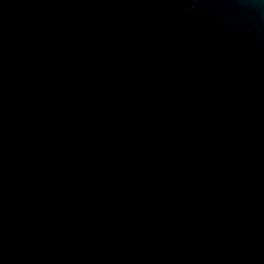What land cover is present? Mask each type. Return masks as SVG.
<instances>
[{
	"label": "water",
	"instance_id": "95a60500",
	"mask_svg": "<svg viewBox=\"0 0 264 264\" xmlns=\"http://www.w3.org/2000/svg\"><path fill=\"white\" fill-rule=\"evenodd\" d=\"M0 264H264V0H0Z\"/></svg>",
	"mask_w": 264,
	"mask_h": 264
}]
</instances>
